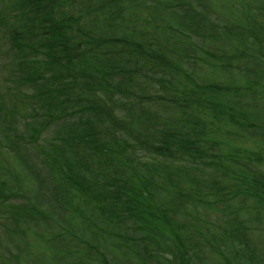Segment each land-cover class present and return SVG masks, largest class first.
<instances>
[{
  "label": "trees",
  "instance_id": "1",
  "mask_svg": "<svg viewBox=\"0 0 264 264\" xmlns=\"http://www.w3.org/2000/svg\"><path fill=\"white\" fill-rule=\"evenodd\" d=\"M0 4L8 264H264V0Z\"/></svg>",
  "mask_w": 264,
  "mask_h": 264
},
{
  "label": "rangeland",
  "instance_id": "2",
  "mask_svg": "<svg viewBox=\"0 0 264 264\" xmlns=\"http://www.w3.org/2000/svg\"><path fill=\"white\" fill-rule=\"evenodd\" d=\"M1 5V4H0ZM9 53V50L7 49L6 46H3L2 48V43L0 44V90H1V94H0V106H6L9 99V95L6 93V87L8 85L12 86L11 88H13V90H15L16 87H13L15 85V83L12 81V77H13V74H12V67L11 66V63H10V60L8 59L7 56ZM5 85V91H2L1 87L2 85ZM2 95V96H1ZM22 124L19 126V130H22ZM28 142V141H26ZM9 150L6 149V147L2 148L0 146V154L4 157V155L7 157V160L10 159V154L7 152ZM0 158H2L0 156ZM4 160V159H0V167L2 166H6L7 168H9L12 172L15 171V163L14 161L12 160ZM2 169H4V167H2ZM45 178L44 174H43V179ZM34 179V178H33ZM28 179H26L25 177L22 179V182L24 183H28L27 181ZM33 181V180H31ZM18 180L17 181H11L9 184H10V187L13 191H19L21 194H27V191L26 193L24 192L23 189H27V187L25 186H21L17 184ZM34 182V181H33ZM36 183V181H35ZM24 197L25 201L27 200V197L30 198V195L29 193L27 194V196H22ZM12 203H14V201H12ZM10 204L8 203V201L6 200L4 203H0V229L3 228V226L6 225V227L9 225H7V220L5 219L4 217V212L5 211V206L7 208H9ZM8 230H10L9 228H7V230L3 232L0 230V258L2 260L5 261V259H7L8 257H12L15 250H14V247L11 245V243H9L3 236L4 233L5 235L8 237L9 232ZM42 235H45V236H49L48 233L45 231L43 232ZM10 239V238H9ZM12 244L13 241H12ZM15 245V244H14ZM20 245L26 249H30L32 251V253L30 254V256H28V259H29V262L30 264H55V260H54V257H53V253L52 251L48 248V244L45 243V242H41L39 241L38 237L36 235H33L30 237V244L29 245H26L22 242H20ZM8 264V262H1L0 261V264Z\"/></svg>",
  "mask_w": 264,
  "mask_h": 264
}]
</instances>
